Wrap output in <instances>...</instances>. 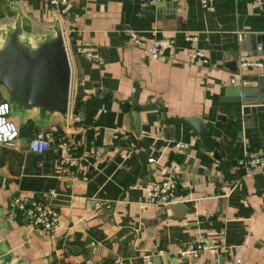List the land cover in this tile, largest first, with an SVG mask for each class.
Returning a JSON list of instances; mask_svg holds the SVG:
<instances>
[{
	"label": "crops",
	"instance_id": "0c3cea01",
	"mask_svg": "<svg viewBox=\"0 0 264 264\" xmlns=\"http://www.w3.org/2000/svg\"><path fill=\"white\" fill-rule=\"evenodd\" d=\"M69 2L62 18L47 0H0V48L18 20L19 40L32 48L59 29L71 97L78 85L84 93L81 110L70 98L61 114L18 104L0 84V103H9L18 127L15 144L0 145V264H144L145 255L152 264L154 257L161 264H264V168L236 169L246 154L264 153V103L234 94L264 76L239 66L264 60V7L255 0H217L212 10L200 0L148 7L138 0ZM187 33L198 36L192 46L204 49L207 62L190 60ZM162 37L174 40L172 59L147 54ZM85 45L97 47L99 61L78 51ZM159 100L168 117L201 119L217 150H206L191 127L164 123ZM39 132L53 143L73 138L76 165L63 171L54 144L32 152L29 142ZM177 142L174 201L150 203L145 186L164 175ZM16 195L53 205L58 228L31 227L11 210ZM199 239L220 247L191 259L179 255Z\"/></svg>",
	"mask_w": 264,
	"mask_h": 264
},
{
	"label": "built area",
	"instance_id": "2783aa9c",
	"mask_svg": "<svg viewBox=\"0 0 264 264\" xmlns=\"http://www.w3.org/2000/svg\"><path fill=\"white\" fill-rule=\"evenodd\" d=\"M50 5L58 8L59 14L62 18L68 16L71 4L69 0H47ZM142 6H152L158 0H138ZM217 0H200L201 6L206 10H212ZM254 6L264 7V0H255ZM131 38L136 43H140V36L138 32L131 31ZM185 41L191 45L189 50V58L191 61L207 62V57L204 49L192 46L198 41L196 34L187 33L184 37ZM78 51L84 54L92 61H99L100 56L98 49L93 45L80 46ZM147 54L153 59H172L175 56L174 40L171 37H162L154 39L152 44L147 49ZM242 68L258 69L264 74V60L262 59H244L241 64ZM72 87V84H71ZM11 107L8 102L0 103V145L13 146L18 138V127L16 122L10 117ZM75 122L80 121L78 115L72 118ZM122 138V137H120ZM57 152V162L63 171L73 168L77 159L73 156L72 151L75 147L73 138L63 135L58 136L55 143H53V136L39 132L29 142V149L34 153H42L53 146ZM173 157L169 159L164 168V175L157 179L150 181L146 184L145 190L150 203L169 205L174 201L175 189L178 185V178L175 172L179 167V154L182 152V145L177 142L173 148ZM149 162L153 158H149ZM264 168V153L246 154L243 158L239 159L236 164V169L243 174L252 173L255 170ZM52 195L53 191L50 192ZM11 210L17 216L24 219L31 227L36 229L52 232L58 228L59 225V212L51 204L22 197L16 195L10 202ZM220 243L215 240L199 239L190 242L185 248L178 251L179 255L184 258H195L202 251L210 249H218ZM157 254L161 255L162 250ZM144 264H152V255L143 256Z\"/></svg>",
	"mask_w": 264,
	"mask_h": 264
},
{
	"label": "water",
	"instance_id": "95a60500",
	"mask_svg": "<svg viewBox=\"0 0 264 264\" xmlns=\"http://www.w3.org/2000/svg\"><path fill=\"white\" fill-rule=\"evenodd\" d=\"M20 32L21 24L18 20L0 48V84L8 90L16 103L24 106L66 114L71 98L74 99L75 108L81 110L80 99L84 93L78 85L75 87V96L73 99L71 97V70L62 32L55 29L53 37L45 39L34 48L19 40ZM252 80L257 81V84L238 85L234 94L264 103V76ZM154 105L159 110L164 123H179L191 127L206 150L213 152L217 150L214 144L215 138L210 136L201 119L193 116L168 117L161 100ZM147 106L145 104V107ZM135 108L140 109L144 106L136 105ZM137 113L136 111L135 116ZM153 264H161L160 258L154 257Z\"/></svg>",
	"mask_w": 264,
	"mask_h": 264
}]
</instances>
